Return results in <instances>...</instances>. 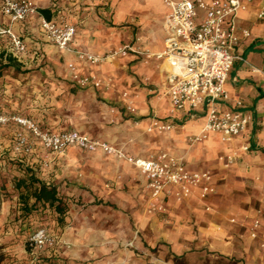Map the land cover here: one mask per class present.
Wrapping results in <instances>:
<instances>
[{
	"label": "crops",
	"instance_id": "crops-1",
	"mask_svg": "<svg viewBox=\"0 0 264 264\" xmlns=\"http://www.w3.org/2000/svg\"><path fill=\"white\" fill-rule=\"evenodd\" d=\"M33 2L38 12L25 19L12 21L4 15V27H10L15 33L22 35V32L25 35L26 52L20 58L15 57L19 63L29 67L43 66L42 69L54 68L63 77L71 76L73 71L99 76L118 75L130 66L135 73L133 77L128 78L130 85L120 83V87L131 91L137 112L129 114L122 107L117 108L115 113L106 111L99 133L102 140L120 148L122 141L129 136H134L135 143L126 149L122 148L129 155L147 158L160 151H167L183 157L191 170L211 172L216 191L209 195L206 201L200 199L199 189L194 190L187 197L178 198L176 188L164 196L163 200L166 198L187 199L210 206V197L218 191L216 172L211 169L216 165L212 166L210 163L216 162V152L220 150L225 151L220 156L222 161H225L227 152L230 153L233 150L241 157L240 162L226 164L233 170L234 179L250 184L256 182V177L259 176L264 181V17L258 16L264 0H252L248 8L238 15L239 28L249 29L250 35L243 38L234 48L236 53L242 55L243 60L235 61L226 83L230 96L226 105L230 107L236 100H241L244 103V109L251 114L247 129L244 134L236 136L229 142L224 141L217 133H210L207 138L196 141L191 147L188 139H193L200 132L205 123V116L203 114L193 116L189 112L173 115L169 113V103L164 95L168 66L162 59L151 56L147 57L145 63H140L137 62L140 55L130 52L115 60L92 63L75 55L76 51L105 54L133 42L135 38L138 41L133 43L138 44L142 49L151 53L160 52L168 33L169 6L165 0H33ZM56 6L64 8L67 19L76 27L70 50L62 49L50 41L41 28L40 10L49 9L52 15ZM5 36L8 38L7 35ZM5 53L11 54L10 49H7ZM69 64H73L74 69L69 67ZM136 77L140 79L138 83H136L138 80ZM80 93L90 96L92 90L88 89ZM105 94L113 97L112 92ZM101 101L112 108L109 102L102 99ZM153 118L162 122H171L173 128L163 132L148 131L147 128ZM134 120H137V125H133ZM71 130L93 136L92 131L85 124L75 123ZM152 139L158 141L152 142ZM77 153L79 151L76 148L70 149L71 158L68 163L71 170H69L68 178L77 183L74 187L75 193L81 195L86 201L90 202L92 195L85 190L82 191V187L79 186L82 183L91 190L97 188L102 190L103 194H110L109 196L121 205H128L127 202H129L125 191L131 198L136 197L137 194H140V199L149 195L146 189V177L124 158L96 150L90 151L87 157L88 162L81 164ZM52 176L44 174L38 179L52 185H56V181L62 179L57 173ZM262 196L264 198V194ZM106 205L119 214H124L123 210L114 205ZM72 217L75 218L74 223L64 230L57 227L55 222L44 225L50 231L59 234L65 242L50 258L44 257L49 263L146 264V260L137 258L134 249L126 247L113 252L110 250V245L101 246L99 242H93L95 238L92 237L94 230L91 224L82 222L79 216L72 215ZM127 223L123 219L122 228H128ZM163 240L170 242L165 238ZM132 241L135 247L142 245L148 249L154 248L157 244V240L134 239ZM161 245L167 246L165 243ZM212 245L219 252L229 250L225 242H222V238L218 236ZM30 258L28 249L23 248L18 256L11 258V264H30Z\"/></svg>",
	"mask_w": 264,
	"mask_h": 264
},
{
	"label": "rangeland",
	"instance_id": "rangeland-1",
	"mask_svg": "<svg viewBox=\"0 0 264 264\" xmlns=\"http://www.w3.org/2000/svg\"><path fill=\"white\" fill-rule=\"evenodd\" d=\"M4 19L0 5V28H4ZM5 35L0 33V53L11 47L10 37ZM146 61V55L137 59L140 63ZM16 62L17 66L3 68L0 74V264H11V258L27 248V238L34 229L55 222L64 230L74 223L72 215L91 224L93 242L110 245L113 252L126 247L134 249L137 258L146 260V264L150 260L149 264H264V181L259 176L250 184L234 179L233 170L226 164L241 161L235 150L227 152L225 161L220 158L225 151L216 152V162L210 163L216 165L211 169L218 180V191L210 197V209L194 200H155L148 188L149 195L143 199L140 194L131 198L125 191L129 202L121 205L110 194H103L97 188L91 190L82 183L79 185L82 191L92 195L88 202L75 193L77 183L68 178L71 170L68 161L71 148L79 151L77 156L81 164L88 162L90 151L78 146H70L63 152L46 149L28 124L23 125L15 118L26 119L48 133L71 130L75 123L85 124L92 131V137L102 140L99 133L106 111L115 113L122 107L129 114L137 112L131 91L120 87V83L130 85L128 78L133 77L134 70L129 66L118 75H97L103 85L83 87L72 76L63 77L54 68L29 67ZM136 78L138 83L140 79ZM88 89L92 90V95H81L80 91ZM106 92H112L113 97ZM101 99L109 102L112 108ZM128 104L135 111L129 109ZM137 124L134 120L133 125ZM188 140L190 147L196 143ZM135 141L134 136H129L120 148L126 149ZM54 173L62 178L55 186L66 205L65 212L60 214L54 207L39 206L37 211L27 214L23 199L28 198L29 204L34 199L30 189L15 186L17 180L30 174L39 178L44 174L51 177ZM106 204L114 205L124 214ZM123 219L128 222V228H122ZM256 220L258 226L255 228ZM216 236L228 246L227 252H219L212 245ZM134 239L157 240V244L151 249L142 245L135 247Z\"/></svg>",
	"mask_w": 264,
	"mask_h": 264
},
{
	"label": "built area",
	"instance_id": "built-area-1",
	"mask_svg": "<svg viewBox=\"0 0 264 264\" xmlns=\"http://www.w3.org/2000/svg\"><path fill=\"white\" fill-rule=\"evenodd\" d=\"M252 0H165L169 6L167 14L168 33L160 52L151 53L138 44L127 43L105 54L76 51L77 58L92 63L114 60L130 52L162 59L168 66L164 95L169 103L171 115L189 112L193 116L204 115L205 123L194 141L217 133L224 141H231L245 133L251 114L244 109V103L236 100L227 106L230 96L226 89L229 73L242 55L234 48L250 35L249 29H240L237 19L241 11L248 8ZM1 12L12 21L22 20L38 12L33 0H1ZM258 16L264 17V2ZM41 28L47 38L58 47L70 50L76 27L71 23L62 7H55L50 18L41 14ZM0 33L10 37L11 54L20 58L26 52L25 40L10 27L0 28ZM69 67L74 69L73 64ZM72 79L80 86L99 87L103 80L95 74L72 72ZM226 105V106H224ZM128 108H135L128 104ZM27 125L46 149L63 152L70 146L88 151L102 150L117 155L136 166L147 179V188L153 199H162L176 188L178 198L191 195L199 189V197L206 201L216 191L210 171L191 170L183 157L167 151H160L147 158L127 154L122 148L94 138L76 130L55 133L43 132L26 119L15 118ZM171 122L153 118L148 131L171 130ZM24 140V138H23ZM231 160V156H229ZM210 209V206H207ZM258 226L256 220L254 227ZM255 236L256 233L253 232ZM30 264H51L44 257H51L55 250L65 244L61 236L46 226H39L27 238Z\"/></svg>",
	"mask_w": 264,
	"mask_h": 264
},
{
	"label": "trees",
	"instance_id": "trees-1",
	"mask_svg": "<svg viewBox=\"0 0 264 264\" xmlns=\"http://www.w3.org/2000/svg\"><path fill=\"white\" fill-rule=\"evenodd\" d=\"M41 14L46 18L51 17V12L49 9H41ZM5 59V62H4ZM16 58L12 54L0 53V74L3 68L10 66H17ZM15 186L20 189L25 187L30 189V196L33 197V203L29 204L28 198H24V209L27 214H30L33 210H36L39 206L54 207L58 213H64L66 210V205L63 203L62 198L58 194L57 187L52 184H46L41 182L34 174H30L27 178H19ZM37 211V210H36ZM27 248L28 243L26 241Z\"/></svg>",
	"mask_w": 264,
	"mask_h": 264
}]
</instances>
